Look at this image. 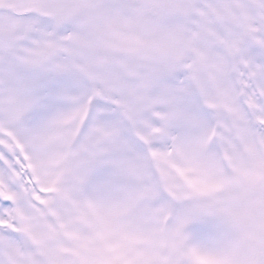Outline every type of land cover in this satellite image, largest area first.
<instances>
[{
    "label": "snow or ice",
    "instance_id": "6c2138e0",
    "mask_svg": "<svg viewBox=\"0 0 264 264\" xmlns=\"http://www.w3.org/2000/svg\"><path fill=\"white\" fill-rule=\"evenodd\" d=\"M0 264H264V0H0Z\"/></svg>",
    "mask_w": 264,
    "mask_h": 264
}]
</instances>
